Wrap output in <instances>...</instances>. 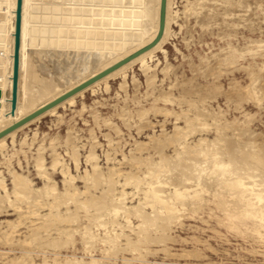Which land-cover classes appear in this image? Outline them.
Segmentation results:
<instances>
[{"label": "rangeland", "instance_id": "obj_1", "mask_svg": "<svg viewBox=\"0 0 264 264\" xmlns=\"http://www.w3.org/2000/svg\"><path fill=\"white\" fill-rule=\"evenodd\" d=\"M91 1L92 18L118 13L114 0ZM10 9L0 60L12 68L0 71V108L12 106L15 34L8 28L17 5ZM25 10L23 19H38ZM172 10L171 34L154 61L0 145V264H95L94 257L105 264H264L257 198L264 194V0H173ZM38 32L34 41L22 36L19 93L35 94L87 57L71 42L77 31L60 40ZM200 149L203 168L192 169L189 158ZM238 177L242 184H231ZM20 178L34 198L16 191ZM52 187L57 192L45 196Z\"/></svg>", "mask_w": 264, "mask_h": 264}, {"label": "bare ground", "instance_id": "obj_2", "mask_svg": "<svg viewBox=\"0 0 264 264\" xmlns=\"http://www.w3.org/2000/svg\"><path fill=\"white\" fill-rule=\"evenodd\" d=\"M4 0H0V32L4 31V23L8 19V17L11 15V12H14L10 9L13 5H17V0H7L6 3H2ZM49 1V0H45ZM110 1V0H108ZM107 1V2H108ZM53 2V5L48 6L40 0H24V6H23V12L27 11L25 10L26 7L32 8V13L38 14V19H34L32 15L30 14L28 18L23 19V26L22 29L25 27H28L29 33L26 31L22 32V36L24 37H32V33H34L37 29L39 31H45L43 34H47L48 37L50 34L54 33L55 37L54 39L59 38V36L68 30L69 35H72L74 32L75 39L72 38L69 39V41L72 39L71 42H73L74 47L78 50L77 52H83L87 57L85 60L83 59L82 65H79V68L73 72H70V63L66 64L64 63V66L69 65L65 68L62 72L59 73V76L57 78L55 77L54 83H42L41 84V90L36 89L35 94H29L28 92H20L19 98L17 104H15L14 110L12 109V106L8 107H1L0 108V133L6 131L13 125L17 124L24 118L28 117L32 113H35L39 109L43 108L47 104L51 103L52 101L56 100L60 96L64 95L68 91L74 89L78 85H81L85 81L95 77L99 73L105 71L106 69L112 67L113 65L123 61L127 57H130L134 53H137L141 49H144L153 41L156 39V37L159 34L160 31V19H161V5L162 0H114V7L117 9L118 13H108L107 11H103L106 13L105 17L95 16L92 18L93 10L91 8V0H51L49 3ZM94 2V0H93ZM105 2V1H104ZM48 3V2H46ZM107 4V3H106ZM112 4V3H111ZM113 5V4H112ZM25 8V9H24ZM173 0H167V14H166V25H165V31L163 34V37L161 40L151 49L145 51L144 53L140 54L139 56L133 58L129 62L121 65L119 68L115 69L114 71L110 72L103 78L95 81L93 84L89 85L79 93L75 94L74 96L68 98L61 104L47 110L46 112L42 113L41 115L37 116L36 118L24 123L23 125L17 127L13 131L9 132L5 136L0 138V145L5 142V140L11 136L16 135L20 131L24 130L26 127L31 125L32 123L38 121L42 117H45L46 115L56 113L57 110H59L60 107L64 106L67 103H73L76 101V98L79 96H83L88 90L93 91V89L96 86H99L101 84H109V80L111 78L123 75L126 73L129 69H131L135 64H147L151 63L155 60L156 54L158 51L163 49L164 43L168 36L171 34V23L173 20ZM111 9V8H110ZM173 11V12H172ZM179 12V10H178ZM14 14V13H13ZM96 14V13H95ZM249 20V19H248ZM69 27H67V26ZM32 27V28H31ZM68 29H67V28ZM9 33L15 34V25L8 28ZM31 29V30H30ZM36 34V33H35ZM68 34V33H67ZM46 35V37H47ZM35 36V35H34ZM38 36V35H36ZM35 36V37H36ZM42 36V35H40ZM62 36V35H61ZM68 36V35H67ZM47 37V38H48ZM52 37V36H51ZM69 37V36H68ZM39 38V36H38ZM4 39V38H2ZM40 39V38H39ZM52 39V38H51ZM50 39V40H51ZM53 39V40H54ZM26 40V39H25ZM28 40V39H27ZM35 38L32 37V41H34ZM41 40V39H40ZM47 40V39H46ZM60 40V38H59ZM262 40V39H261ZM56 41V40H55ZM67 41V43L69 42ZM92 41V42H91ZM257 41V40H256ZM58 42V41H57ZM56 42V44H57ZM95 42V43H94ZM26 43V42H25ZM88 43V44H86ZM69 44V43H68ZM71 44V43H70ZM43 45V44H42ZM87 45V46H86ZM57 46V45H56ZM2 51L7 49V46L5 45V42L2 44L1 47ZM75 49V51H76ZM82 49V50H81ZM81 50V51H79ZM84 50V51H83ZM235 51V50H234ZM81 54V53H80ZM78 55V54H77ZM1 56V52H0ZM71 56V55H70ZM83 57V56H82ZM82 59V58H81ZM7 58H3L0 60V71H6L10 70L12 68L11 64L7 63ZM81 61V60H80ZM73 63V61H72ZM71 63V64H72ZM10 65V66H9ZM74 65V63H73ZM72 65V66H73ZM81 66V67H80ZM143 66V65H142ZM147 67V66H146ZM151 67V66H150ZM145 68V67H144ZM73 70V67H71ZM143 69V67H142ZM125 76V75H124ZM66 86L62 87L64 80ZM63 81H62V80ZM1 87V85H0ZM98 88V87H97ZM264 88V87H263ZM32 95V96H30ZM8 101L11 100L12 94L9 95ZM33 99H36L35 102L30 104ZM12 110L14 112H12ZM37 137V136H36ZM13 138V137H12ZM13 140V139H12ZM16 141V139H14ZM14 141V142H15ZM13 142V143H14ZM2 150L7 149V145H2ZM249 148V147H248ZM185 149V148H184ZM187 149V148H186ZM205 150H197V157L189 158L191 159L189 161V167L192 169H196L197 167L202 169L203 168V162L199 160V157L203 154H205ZM254 156V155H253ZM166 157V156H165ZM171 157V156H170ZM251 157V156H249ZM162 158V157H161ZM253 158V157H252ZM211 161V158H209ZM254 159V158H253ZM252 159V160H253ZM258 159V158H257ZM168 160V159H166ZM223 160V159H222ZM245 160V159H244ZM243 160V161H244ZM249 160V159H248ZM263 160V159H262ZM261 160V161H262ZM220 161V160H218ZM234 162V160H232ZM247 161V158H246ZM164 162V161H163ZM186 163H188L186 161ZM207 164V162H206ZM237 164V163H236ZM235 164V165H236ZM255 164V163H254ZM185 165V164H182ZM225 163H222V161L218 162V167L225 168ZM236 165V168L237 169ZM252 166V165H251ZM165 167V166H164ZM243 167V166H242ZM167 168V166L165 167ZM183 168V167H182ZM229 168V167H228ZM227 168V169H228ZM245 168V167H244ZM243 168V169H244ZM258 168V167H257ZM180 169V168H179ZM240 169V168H239ZM232 170V169H231ZM165 171V169H164ZM225 171V170H224ZM228 171V170H227ZM251 172V171H250ZM248 172V173H250ZM168 173V172H167ZM205 173V171H204ZM225 173V172H224ZM234 173V172H233ZM195 174V173H194ZM232 174V173H231ZM230 174V175H231ZM254 174V173H253ZM229 175V174H228ZM255 175V174H254ZM188 176V175H187ZM196 176V174H195ZM257 176V175H256ZM193 178V177H192ZM191 178V179H192ZM243 178V177H242ZM237 178L234 182H230L231 184H242L243 179ZM263 179V178H262ZM202 181V180H201ZM213 181V180H212ZM261 181V180H260ZM263 181V180H262ZM17 185L19 187L18 191L19 194H21L23 197H32L33 194L31 193L30 188L28 187L26 181L22 178L17 179ZM214 183V182H213ZM263 184V183H262ZM255 185L249 184L248 182V189H253ZM259 186V185H257ZM48 187V186H47ZM241 187V186H239ZM211 188V186H210ZM242 188V187H241ZM255 189V188H254ZM42 190V189H41ZM49 192L48 190L45 193V196L49 195L50 193L57 192L55 187H52ZM76 190V189H75ZM98 190V189H97ZM178 190V189H177ZM45 191V190H43ZM68 191V189H67ZM86 191V190H85ZM154 191V190H153ZM225 191V190H224ZM257 191V190H256ZM255 191V192H256ZM263 191V189H262ZM40 192V191H39ZM70 192V191H68ZM87 192V191H86ZM71 193V192H70ZM164 193V192H163ZM251 193V192H250ZM42 194V193H41ZM87 194V193H86ZM32 195V196H31ZM72 195V194H71ZM17 196V195H16ZM47 196V197H49ZM52 196V195H51ZM166 196V195H165ZM20 197V196H19ZM8 198V197H7ZM34 198V197H32ZM56 198V195H55ZM258 201L260 203H264V194H258L257 196ZM24 199V198H23ZM26 199V198H25ZM29 199V198H28ZM27 200V199H26ZM86 200V199H85ZM94 200V199H93ZM100 200V199H99ZM257 200V199H256ZM3 201V200H2ZM65 201V200H64ZM76 201V200H75ZM89 201V200H88ZM40 202V201H39ZM46 203V202H45ZM75 203V202H74ZM84 203V202H82ZM176 203V202H175ZM88 204V203H87ZM91 204V203H90ZM104 204V203H103ZM127 204V203H126ZM157 204V203H156ZM160 204V203H159ZM68 205V204H67ZM102 205V204H101ZM41 206V205H40ZM51 206V204H50ZM54 206V205H53ZM141 206V205H140ZM167 206V205H166ZM52 207V206H51ZM50 207V208H51ZM121 207H123L121 205ZM40 208V207H39ZM97 208V207H96ZM127 209V207H124ZM60 209V208H59ZM185 209V208H184ZM98 210V209H97ZM101 210V209H100ZM123 210V209H122ZM142 211V209L140 208ZM52 211V210H51ZM49 212V211H48ZM143 212V211H142ZM140 213V211H139ZM163 213V212H162ZM161 213V214H162ZM170 215H173L175 213L167 212ZM247 213V212H246ZM54 214V213H52ZM78 214V213H77ZM183 214V213H182ZM41 215V214H40ZM152 215V214H151ZM147 214V216H151ZM157 215V214H156ZM156 215H152L156 217ZM159 215V214H158ZM263 215V214H262ZM37 216V215H33ZM48 216V215H47ZM45 216V217H47ZM56 215H54L55 217ZM165 216V215H164ZM187 216V214H186ZM242 216V215H241ZM251 216V215H250ZM40 217V216H38ZM144 217V216H143ZM151 217V218H152ZM154 217V218H155ZM159 217V216H157ZM167 217V216H165ZM243 217V216H242ZM247 217V216H246ZM170 218V216H169ZM172 218V217H171ZM234 218V217H233ZM65 219V218H64ZM63 219V220H64ZM71 219V218H70ZM74 219V218H73ZM147 219V217L145 218ZM150 219V218H148ZM41 220V219H40ZM46 220V219H45ZM160 220V219H159ZM175 220V218L173 219ZM36 221V220H35ZM150 221V220H147ZM152 221V220H151ZM154 221V220H153ZM152 221V222H153ZM37 222V221H36ZM59 222V221H58ZM63 222V221H62ZM174 222V221H173ZM53 223V222H51ZM72 223V222H71ZM149 223V222H148ZM207 223V222H206ZM119 224V222H118ZM147 225V224H146ZM162 225V224H161ZM220 225V224H219ZM262 225V224H261ZM151 226V225H149ZM181 226V225H180ZM80 227V226H79ZM86 227V226H85ZM124 227V226H123ZM141 227V226H140ZM169 227V225H167ZM189 227V226H188ZM201 227V226H200ZM33 228V227H32ZM157 228V227H156ZM166 228V227H165ZM164 228V229H165ZM41 228L38 227L37 230ZM45 229V228H44ZM69 229V228H68ZM72 229V228H71ZM147 229V228H146ZM171 230L170 228H168ZM13 230V229H12ZM35 230V228H34ZM36 230V232H37ZM41 231V230H40ZM39 231V232H40ZM164 231V230H163ZM34 232V231H32ZM90 232V231H88ZM140 232V231H138ZM146 232V231H144ZM157 232V231H155ZM120 233V232H119ZM151 233V232H149ZM38 234V233H37ZM41 234V233H40ZM30 235V234H29ZM35 235V234H34ZM118 235V234H117ZM138 235V234H137ZM168 235V234H167ZM31 236V235H30ZM38 236V235H37ZM35 236V239L38 238ZM42 235H40L41 237ZM9 237V236H8ZM121 237V236H119ZM153 237V236H151ZM169 236H167L168 238ZM97 238V237H96ZM155 238V237H153ZM159 238V237H158ZM157 238V239H158ZM162 238V237H161ZM149 239V238H148ZM151 239V238H150ZM160 239V238H159ZM158 239V240H159ZM164 238L160 239L163 240ZM42 240V239H41ZM117 240V238H116ZM153 240V239H152ZM156 240V241H158ZM186 240V239H185ZM188 240V239H187ZM208 240V239H207ZM253 240V239H252ZM20 241V240H19ZM23 241V240H22ZM38 241V239H37ZM43 241V240H42ZM113 241V240H112ZM112 241H109L112 243ZM140 241V240H139ZM169 241L165 237V241ZM172 241V240H171ZM11 242V241H10ZM31 242V241H29ZM40 242V239H39ZM107 242V241H106ZM120 242V241H119ZM132 242V241H131ZM155 242V239H154ZM153 242V243H154ZM191 242V241H190ZM199 242V241H198ZM54 243V242H53ZM114 243V242H113ZM121 243V242H120ZM138 243V242H137ZM142 243V242H141ZM145 243V242H144ZM152 243V244H153ZM29 244V243H28ZM56 244V243H55ZM116 244V243H115ZM155 244V243H154ZM9 245V244H8ZM32 245V244H31ZM44 245V244H43ZM47 245V243H46ZM48 245H50L48 243ZM52 245V244H51ZM110 245V244H109ZM59 246V245H58ZM141 246V245H140ZM23 247V246H22ZM49 247V246H48ZM118 247V246H117ZM139 247V245L137 246ZM238 247V246H237ZM152 248V247H151ZM165 248V247H164ZM124 247L120 251H122ZM141 249V248H140ZM148 250V248H145ZM166 249V248H165ZM216 249V248H215ZM261 249V248H260ZM124 251V250H123ZM155 251V250H154ZM166 251V250H165ZM164 251V252H165ZM258 251V250H257ZM26 252V251H25ZM151 252V251H150ZM156 252V251H155ZM169 252V251H168ZM215 252V250H214ZM217 252V251H216ZM219 252V251H218ZM9 253V252H8ZM114 254V252H112ZM117 253V252H116ZM119 253V251H118ZM132 253V252H131ZM148 252H146L147 254ZM171 253V252H170ZM190 253V252H189ZM227 253V252H226ZM7 254V253H6ZM63 254V253H62ZM150 254V253H149ZM154 254V253H151ZM168 254V253H167ZM188 254V253H187ZM241 254V253H240ZM260 254V253H259ZM115 255V254H114ZM143 255V254H142ZM148 255V254H147ZM6 256V255H5ZM24 256V255H23ZM163 256V255H162ZM194 256V255H193ZM199 256V255H198ZM205 256V255H204ZM19 257V255L17 256ZM56 257V256H55ZM54 257V258H55ZM92 257V256H91ZM123 257V256H122ZM136 257V256H133ZM173 257V256H172ZM16 258V257H15ZM22 258V257H21ZM20 258V259H21ZM99 258V257H98ZM18 259V258H17ZM48 259V258H47ZM46 259V260H47ZM94 263L95 264H105L103 262L100 263V260L97 259V257H94ZM103 259V258H102ZM15 260V259H14ZM28 260V259H27ZM35 260V259H34ZM32 260V261H34ZM83 260V259H82ZM18 261V260H17ZM60 261V260H59ZM70 261V260H69ZM68 261V262H69ZM72 261V260H71ZM84 261V260H83ZM14 262V261H13ZM16 262V261H15ZM47 262V261H46ZM33 263V262H32ZM35 263V262H34ZM75 264V262H73ZM115 263V262H114ZM164 263V262H163ZM222 263V262H221ZM56 264V263H55ZM88 264V263H85ZM90 264V263H89ZM127 264V262H126ZM223 264V263H222Z\"/></svg>", "mask_w": 264, "mask_h": 264}, {"label": "water", "instance_id": "obj_3", "mask_svg": "<svg viewBox=\"0 0 264 264\" xmlns=\"http://www.w3.org/2000/svg\"><path fill=\"white\" fill-rule=\"evenodd\" d=\"M23 6H24V0H17V10H16V23H15V42H14V63H13V77H12V98H11V103H12V109L14 110L15 104L18 102L19 98V81H20V60H21V47H22V26H23ZM166 14H167V0H162V5H161V19H160V31L156 39L145 47L144 49H141L137 53H134L130 57H127L123 61L113 65L112 67L106 69L105 71L99 73L95 77L85 81L81 85H78L74 89L68 91L64 95L60 96L56 100L52 101L51 103L47 104L43 108L39 109L35 113H32L28 117L24 118L17 124L13 125L6 131L0 133V138L8 134L9 132L13 131L17 127L23 125L24 123L36 118L37 116L41 115L42 113L46 112L47 110L61 104L68 98L74 96L75 94L79 93L89 85L93 84L95 81L103 78L110 72L114 71L115 69L119 68L121 65L129 62L133 58L139 56L140 54L144 53L145 51L151 49L154 47L163 37L164 31H165V25H166ZM12 110V112H14Z\"/></svg>", "mask_w": 264, "mask_h": 264}]
</instances>
